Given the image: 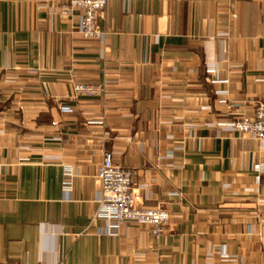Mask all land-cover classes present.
I'll return each instance as SVG.
<instances>
[{
    "label": "crops",
    "instance_id": "0c3cea01",
    "mask_svg": "<svg viewBox=\"0 0 264 264\" xmlns=\"http://www.w3.org/2000/svg\"><path fill=\"white\" fill-rule=\"evenodd\" d=\"M59 2L0 0V264H264V141L217 127L264 104V0H107L101 42ZM102 151L158 237L101 231Z\"/></svg>",
    "mask_w": 264,
    "mask_h": 264
},
{
    "label": "built area",
    "instance_id": "2783aa9c",
    "mask_svg": "<svg viewBox=\"0 0 264 264\" xmlns=\"http://www.w3.org/2000/svg\"><path fill=\"white\" fill-rule=\"evenodd\" d=\"M106 2L107 0H61L52 13L68 17L73 12H78L77 32L80 37L88 41L101 42L103 35L96 25V20L106 6ZM103 93V85L76 83L71 86L70 96L94 98L103 96ZM58 109L61 112H67L66 107L60 106ZM54 125L55 123L51 122V126ZM217 127L238 135L247 134L254 140L262 142L264 141V104L254 109L252 119L241 117L230 122L219 123ZM133 174L132 169L113 164L110 152H101L94 173L99 183L96 215L106 221L101 231L105 234H113L120 225L132 222L146 226L150 235L156 238L164 230L168 214L160 206L138 205L131 189Z\"/></svg>",
    "mask_w": 264,
    "mask_h": 264
}]
</instances>
